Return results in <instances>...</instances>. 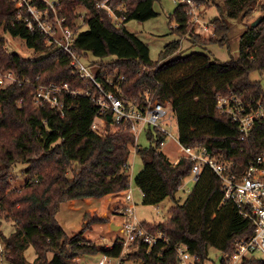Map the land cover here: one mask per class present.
Returning <instances> with one entry per match:
<instances>
[{
	"label": "trees",
	"instance_id": "1",
	"mask_svg": "<svg viewBox=\"0 0 264 264\" xmlns=\"http://www.w3.org/2000/svg\"><path fill=\"white\" fill-rule=\"evenodd\" d=\"M155 1L114 0L115 5H124L126 16L117 26L95 8L93 0H65L69 19L79 17L82 10L78 12L77 8L81 4L86 8L79 24L85 28L77 33L72 49L83 58L90 54L95 57L90 63L98 77L122 76L120 95L142 100L144 86L156 89L158 100L173 107L180 145H203L243 170L264 152V118L256 121L248 137L242 139L237 123L216 108V96L233 93L254 107L264 106L261 82L250 78L252 72L264 71V0L259 4L260 22L247 26L240 36L238 57L226 62L216 61L204 52L177 55L179 40L166 44L158 59L151 60L148 45L129 31L125 22L156 16ZM194 1L215 7L212 35L202 38L200 32L192 34L186 4H175L168 16L170 22L177 23L173 31L202 46L227 42L228 19L246 17L257 4V0ZM15 14L12 0H0V69L32 81L21 86L7 83L0 88V217L11 220L15 227L10 236L0 235L4 259L8 264H28L24 251L29 246L35 252L32 264H84L77 258L100 251L117 255L121 248L118 239L111 249H100L84 237V227L68 235L56 214L63 202L100 198L129 187L127 162L133 134L129 129L104 135L92 131L90 124L97 106L86 95L67 97L63 116L57 107L33 104V83L67 82L71 87H83L84 83L72 75L69 55L45 44L42 34L16 22ZM6 33L22 39L32 56L6 52ZM146 137L147 146L136 145L143 166L133 178L134 184L144 194L143 204H157L169 197L174 205L163 222L143 221L147 229L163 231L168 243L160 242L148 251L140 245L127 258L141 260L142 264H177V244H184L202 259L208 258L211 247L222 254L231 252L235 239L252 232L251 220L242 216L233 203L222 200L221 181L207 166L179 202L176 194L190 174L193 161L181 157L173 164L160 150L165 137L155 135L151 129ZM16 164L23 165L21 173L26 176L19 187L12 183ZM88 218L86 225L107 221L85 213L84 220Z\"/></svg>",
	"mask_w": 264,
	"mask_h": 264
},
{
	"label": "built area",
	"instance_id": "2",
	"mask_svg": "<svg viewBox=\"0 0 264 264\" xmlns=\"http://www.w3.org/2000/svg\"><path fill=\"white\" fill-rule=\"evenodd\" d=\"M12 1L16 9V22L25 25L29 31L42 34L45 44L66 52L69 55L72 75L84 83L83 87H71L67 82L33 83L35 106L57 107L60 115L63 116L67 97L86 95L97 106L90 129L100 135L129 129L133 134L135 153L136 145H139V135L142 133L146 135L149 129L155 135H163L165 140L167 137H172L171 120L168 119L167 127L163 126L167 113L165 107L168 104L158 100L156 89L144 86L141 93L142 100L120 95L118 91L124 79L122 76L106 74L98 77L91 63L72 49L77 33L83 29V26L79 25L86 12L83 4H81L83 8H77L78 12L82 10L79 17L69 19L65 14V0ZM93 1L95 8L111 17L115 25L119 26L124 22L126 16L123 4L115 5L114 0ZM173 2L187 5L188 24L195 33L211 30L213 33V23L201 21L200 12L197 11L198 3L194 0H173ZM5 51L9 52L8 45ZM144 69L142 68L141 72ZM38 79L39 76L35 80ZM7 83L21 86L32 81L27 78L22 79L12 71L0 69V88ZM18 102H22V98ZM216 108L221 114L231 117L237 123L242 139L248 137L256 121L264 118V106L258 104L254 107L233 93L218 94ZM165 140L160 142L161 146ZM179 146L182 154L172 160L173 164H176L181 157L192 160L193 165L189 175L194 183L198 180L202 168L209 167L221 181L222 200L233 203L239 213L253 224L251 233L235 239L231 252L222 254L220 264L249 262L264 264V152L252 159L243 170H238L233 162L217 157L203 145L179 144ZM127 167L129 168L128 163ZM123 194L125 199L116 208V213L124 219L119 225V229L125 234L124 238L117 241L121 247L120 251L117 255L103 253L102 257L93 264H124L127 255L135 252L140 245H144L148 251L160 242L168 243V237L163 231L160 229L151 231L144 226L143 221L137 219L130 184ZM140 195L143 197L144 194L140 191ZM113 245L114 242L107 249H111ZM174 252L177 264H207V259H202L197 253L191 252L184 244L175 245Z\"/></svg>",
	"mask_w": 264,
	"mask_h": 264
},
{
	"label": "rangeland",
	"instance_id": "3",
	"mask_svg": "<svg viewBox=\"0 0 264 264\" xmlns=\"http://www.w3.org/2000/svg\"><path fill=\"white\" fill-rule=\"evenodd\" d=\"M262 0H257V4L254 6L253 10L246 16L237 19H228L229 32L228 41L224 44H219L217 42L208 43L205 46L193 44L188 37L180 36L178 33L173 31L172 28L177 27L175 21H169V13L175 8V3L173 0H158L154 2L153 8L156 12V16L145 20L138 21L135 19L125 22L126 28L135 32L137 36L143 40L149 47L150 59L155 61L158 59L160 51H162L166 44L169 42L179 40L180 48L176 53L177 55H187L191 52H204L207 53L212 59L219 62H226L231 58L238 57L239 55V42L242 32L247 28V26L255 21L260 16L259 4ZM197 11L200 12L199 17L202 22H211V19L217 16V12L214 6L205 7L202 4H198ZM85 28V26H83ZM197 31V29H195ZM193 31V30H192ZM1 33V29H0ZM194 34H196L193 31ZM8 40V50L12 53H17L23 57L32 56V50L27 48L25 42L17 37H11L8 33L4 34ZM212 35V30L207 32H201L200 36L205 38ZM93 55H89L86 61L91 62L94 60ZM106 60H111L107 58ZM251 79L260 80L262 90L264 93V71L262 73L252 72L250 74ZM167 113L164 117L165 124L163 126L167 127L168 119L171 120L172 127L171 133L172 137H167L160 150L170 159L173 160L179 157L182 153L179 151L178 143V126L177 120L174 115L173 107L168 104L165 107ZM138 144L140 146H147L148 140L145 133H142L138 137ZM129 168L127 173L129 175V184L132 191L133 201L136 205V216L139 221L149 222V223H160L166 220L171 215V207L174 205V201L167 197L163 201L157 204H143L140 191L135 186L133 178L141 170L143 163L141 158L134 152L133 146L130 147V154L128 157ZM23 168L22 164H16L13 168V175L15 178L13 180V187H19L22 185L26 176L21 173ZM194 182L191 180L190 175L186 176L182 181V187L178 190L176 198L179 202H183L187 194L193 187ZM125 199V195L113 194L110 200L107 196L100 198H84L70 200L63 202L56 214V218L60 226L66 231L68 235L78 233L84 227V237L93 241L100 249H105L111 245L115 240L124 238L125 234L118 228H112L109 223L112 221L117 225L123 222V217L116 213V208ZM115 206H112L115 204ZM99 206L96 209L95 206ZM101 208V209H100ZM88 213V216H101L107 218V221H96L92 222L90 225H86L88 219L84 220V214ZM15 230V227L11 220L0 217V235L10 236ZM0 242V264H8L4 259L2 244ZM103 255V252H98L91 255H83L77 260L84 264H93L94 261L99 260ZM24 256L28 264H32L35 257L34 248L29 246L24 251ZM223 255L217 249L211 247L208 251L207 264H220ZM124 264H142L141 260H131L126 259Z\"/></svg>",
	"mask_w": 264,
	"mask_h": 264
},
{
	"label": "water",
	"instance_id": "4",
	"mask_svg": "<svg viewBox=\"0 0 264 264\" xmlns=\"http://www.w3.org/2000/svg\"><path fill=\"white\" fill-rule=\"evenodd\" d=\"M260 20H261V17L259 16L255 21L252 22V26H256L260 22ZM110 226L116 229L119 228V225H114V223H111Z\"/></svg>",
	"mask_w": 264,
	"mask_h": 264
},
{
	"label": "crops",
	"instance_id": "5",
	"mask_svg": "<svg viewBox=\"0 0 264 264\" xmlns=\"http://www.w3.org/2000/svg\"><path fill=\"white\" fill-rule=\"evenodd\" d=\"M138 190L140 191V189H138ZM118 194H122V195H124L123 192L118 193ZM112 195H113V194H112ZM112 195H108V196H107V199L110 200V199L112 198ZM104 197H105V196H104ZM115 205H116V203L113 204L112 206H115ZM95 208H96V209H99V206L97 205V206H95ZM100 209H101V208H100ZM111 223H114V222L112 221ZM111 223H109V225H110ZM114 225H117V224L114 223ZM78 258H80V257H78Z\"/></svg>",
	"mask_w": 264,
	"mask_h": 264
}]
</instances>
